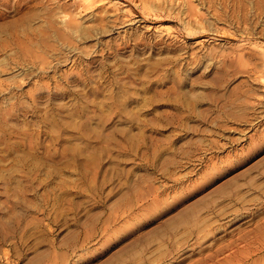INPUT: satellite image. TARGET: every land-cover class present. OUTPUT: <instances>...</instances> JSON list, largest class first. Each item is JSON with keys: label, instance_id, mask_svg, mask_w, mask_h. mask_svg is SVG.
Masks as SVG:
<instances>
[{"label": "rangeland", "instance_id": "obj_1", "mask_svg": "<svg viewBox=\"0 0 264 264\" xmlns=\"http://www.w3.org/2000/svg\"><path fill=\"white\" fill-rule=\"evenodd\" d=\"M238 236L264 264V0H0V264Z\"/></svg>", "mask_w": 264, "mask_h": 264}, {"label": "bare ground", "instance_id": "obj_2", "mask_svg": "<svg viewBox=\"0 0 264 264\" xmlns=\"http://www.w3.org/2000/svg\"><path fill=\"white\" fill-rule=\"evenodd\" d=\"M238 237H239V240H237L236 243L235 241L230 240L224 245L221 244L219 248L217 247L218 250L215 249L213 253L206 254L207 256L205 255L204 258L197 261L198 262L197 264H244L246 263V259L250 257L253 253H255V251L259 248L257 247L253 248V246H251V242H250L251 238L250 239L248 238L249 241H246L247 238H245L244 236L243 237L238 236ZM240 242L243 243L242 244L243 247L242 248L236 247V245ZM226 249H228L227 252L225 251ZM223 251H225L226 253L224 255H221L222 257L219 258V254L223 253Z\"/></svg>", "mask_w": 264, "mask_h": 264}]
</instances>
